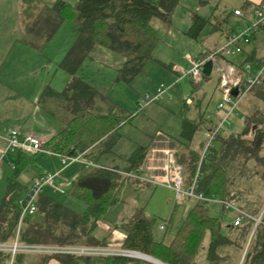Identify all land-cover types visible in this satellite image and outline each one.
Listing matches in <instances>:
<instances>
[{
	"label": "trees",
	"instance_id": "1",
	"mask_svg": "<svg viewBox=\"0 0 264 264\" xmlns=\"http://www.w3.org/2000/svg\"><path fill=\"white\" fill-rule=\"evenodd\" d=\"M178 1L77 0L67 3L57 0L51 7H47L55 17L44 42L54 35L62 20L72 22L77 35L59 63L63 70L72 75L66 89L58 93L67 108L65 127L43 142L44 149L66 157L93 148L87 154L93 161L96 151L102 153L111 150L121 127L130 123L134 115L112 100H109L110 104L105 112L93 111L87 106L86 98L89 93L87 91L94 89L75 76V73L93 47L103 46L123 57L115 80L129 83L152 58L159 42L153 21L170 23ZM230 14L226 12L213 19H203L194 14L186 33L191 38L198 39L205 23L210 24L212 32L221 31ZM30 31L32 36L29 35V42L39 47L35 43L41 33L38 22L33 23ZM204 78L208 79L209 76ZM250 92L249 100L254 107L244 115L242 132L219 136V147L211 149L203 167L200 185L201 190L214 191L220 199L233 203L250 217L239 225L231 222L226 227L222 225L221 218L208 212L206 202L198 200L185 214L175 235L165 242L163 239H154L155 219L146 216L143 208H136L125 226H120L126 234L122 247L138 250L165 264H195L201 250L205 251L208 264H238L244 250L241 264H264V83ZM94 93L101 95L96 90ZM182 128L183 138L191 139L197 124L183 118ZM147 152L145 146L139 147L128 158L129 165L125 169L116 166H83L80 174L68 185V193L86 204V210L82 214L74 212L48 194H39L36 204L40 217L27 219L24 231L20 232L21 241L97 245L99 242L93 232L98 219L119 200V192L129 178L126 173L140 170ZM33 157L34 154L18 151L13 173L7 178L0 205L2 242L11 239L20 213V206L17 204L20 186L16 177ZM198 158V153H190L187 162L182 165L190 177ZM249 161L253 163L249 165ZM253 179L257 181L256 187L261 186L262 194L250 183ZM222 209L225 207L222 206ZM258 217L259 221L256 223ZM168 222L165 221L164 231ZM81 237L86 238V241L79 242ZM43 256L42 263L49 257L57 258L62 264H76L79 260L86 264L126 262V259L115 256L47 253H43ZM6 259L7 255L0 252V264H4Z\"/></svg>",
	"mask_w": 264,
	"mask_h": 264
},
{
	"label": "crops",
	"instance_id": "2",
	"mask_svg": "<svg viewBox=\"0 0 264 264\" xmlns=\"http://www.w3.org/2000/svg\"><path fill=\"white\" fill-rule=\"evenodd\" d=\"M56 1L57 0H39L37 2L36 1L31 2L30 0H0V153L4 151L6 148L7 142L4 137L10 129H16L20 134H33L34 136L40 138L44 142L47 139H49L53 134L61 131L65 127V121L68 116L67 108L64 104L65 103L64 100L60 97L58 93L63 92L66 89L67 85L72 79V75L66 72L65 70H63L59 66V63L64 57L67 50L69 49V47L72 45L73 41L76 38L77 33L75 31V27L72 22L68 20H62L58 28L56 29L54 35L49 40L44 42L48 28L52 26L51 23L55 17L54 13H51L50 11L47 10V7L48 8L51 7ZM63 1L67 3H74L77 0H63ZM221 2L223 4V8H222L223 10H218L217 9L218 3L220 4ZM207 3L208 0H198V4H196L193 8L195 10L194 14L199 15L203 19H209V18L213 19L220 17L222 14L226 12H229L231 14L230 17L228 18L227 23L225 24L227 25L228 23H231L234 18L239 20V18L233 13L234 9H240L242 12L248 14L250 11V7L252 5L258 3H264V0H215L216 3L215 6L208 5V7L206 6ZM204 4L206 7L205 9H203ZM230 6L233 7L229 8ZM175 9L173 13L175 12ZM190 16L193 17L191 13L189 17ZM188 20H190V18ZM171 21H172V17H171ZM35 22H38L39 28H41L40 36L38 37V39L36 38V42H35L39 45V47H35L34 45H32L29 42V38H28L29 35L32 36L30 30L32 28L33 23ZM176 29L178 28L176 27ZM180 30L186 31V27L183 26L181 27V29H179V31ZM233 30H235V28L234 29L232 27L226 28L224 26L223 30L216 32H220V36H221L220 39L221 41L224 42L226 35ZM219 42L220 40L216 41L214 43V46H217ZM156 47L157 45L154 48L152 58H150L149 60H153L155 58L154 52L156 50ZM214 49L213 48L206 49L201 53V55L203 56L204 52L214 51ZM189 57L193 58L192 56ZM263 58H264V30H260L253 35L249 43L243 45L242 51L240 53L231 55L226 59L230 63L239 65L243 62L257 61ZM185 59H187L186 56ZM187 61L189 62L188 59ZM122 62H123V57L121 55L118 54L116 55V53L107 50L106 47L95 46L91 49L87 57L83 60L82 64L76 71L75 76L82 79L86 84L93 87L94 89L93 91L92 90L87 91L89 93L86 98L87 106L91 108L93 111L105 112L109 107L110 104L109 100L117 102L119 105L126 108V110L130 111V109L127 108L125 104H123L124 103L123 99H126L127 101V99L129 98L125 95V90H126L125 88H127V85L122 83L123 86H126L125 88H122L120 87L121 85L119 84V82L114 81L117 74V70L121 66ZM162 66L170 69L172 72L175 73L176 78L173 79L171 82L178 83L184 79H189L186 76H182L181 72L178 73V70L180 69L177 70L173 69L171 68L170 65H166L163 63ZM92 68L95 69V73L97 74L101 73L102 68H107L109 70L108 72L109 76L107 77V80H104L102 78L97 81L91 80L89 78V72H91ZM142 71L140 72V74L142 73ZM211 74L215 75L216 78L215 88L220 93L217 85L218 83L217 75L214 72H211ZM202 80H207V79L203 77ZM195 84L196 85H194L193 82H191V86L193 87H197L199 83H195ZM128 86L130 85L128 84ZM167 88L168 87H166V90ZM154 89L155 88L153 87L152 91H154ZM95 90L99 92V94L101 95L94 93ZM166 90L164 94L166 93ZM200 95L201 96H197L195 99L191 97H187L184 100V107L185 105L186 106L191 105L195 108V110H198L196 119L193 121L197 124L198 128L199 125L202 124L203 122L204 127L201 133L202 140H200L197 143L195 142V144H192L193 135L191 139H184L183 129H182L181 137L184 140L182 141L178 140V144L176 146L173 145L170 146L167 144L168 143L167 142L166 144H163L164 150L162 153L147 152V156L143 164L141 165V169L139 170V171H143L144 175H146V173H151L159 176L160 178L164 177L165 175L164 169L167 161V156H166L167 150L174 153L176 160L181 165L187 162L190 153L195 152L199 154L201 152L202 146L204 144V131L208 128L214 127L217 123L216 121H213L209 116H207L206 118L204 117L205 109H203L202 112L203 114H199V110L200 107L202 106L203 96L205 95V92L202 91ZM220 97H221V93H220ZM136 101H138V99H136ZM158 101H154V102H158ZM55 102L59 103V107L57 111L53 109V105ZM217 108H218V104H217ZM218 109L224 110V114L226 115L225 108H218ZM132 113H134V110ZM221 119L222 118L218 119V123L221 121ZM124 125L121 127L119 135L117 136L111 150L102 153H97L96 151L94 153L95 161H93L91 158H89V156H87V154L93 148L78 151L75 154V156H80L81 159H84L87 162L91 163L90 166H86L81 161L68 162L67 164L64 165L61 163V155L54 152L33 153L34 160L32 162L36 161V163H38L37 156L40 154L47 157L44 163H42V161H39V166L41 168L38 167L35 168V172H34L35 174L25 184L21 183L18 179L21 172L17 175L16 180L20 186L19 198L25 196V192L27 191L31 180L35 176L43 172L58 173L59 178H55L54 185L47 186L42 193L47 194L46 190H49V191L65 194L68 190L69 182L71 180H74L80 174L83 166L84 167H91L94 165L108 166V167L116 166L119 169H125L129 165L128 159L126 160L125 168H121L114 161V159L117 158V154L113 153V149L116 148L115 146L120 141V138L123 136L122 128L124 127ZM220 133H223L222 136L226 134L223 127L219 131V134L215 138L214 142L219 141ZM142 146L144 145L138 144V146L133 152H135L139 147ZM212 148H217L216 145H214V143ZM9 152L10 150L6 151L2 159ZM10 153H13L16 157L18 151H11ZM109 155L116 156V158H112L111 159L112 161H108L105 158ZM9 162H10L9 166L12 169V173H13L14 170V164L12 163L13 160H10ZM76 163L82 164L81 169L80 166L76 165ZM4 172L8 173L7 167L2 168V174ZM60 174L65 175V177L61 176ZM10 176L8 175L5 178L6 179L5 181H7V178ZM189 180H190V176H188L186 171L183 169V185L184 186L188 185ZM136 182H138L137 184H141V182L137 180L135 181V183ZM4 192H5V188H4ZM204 192L206 195H209L210 193H215L210 189H207ZM215 194L218 196L217 193ZM2 198L3 196L0 199V205L2 202ZM192 199L193 198L185 197L183 199H178V200L181 201L186 207L187 206L191 207L190 201ZM193 200L194 203L198 201L196 199ZM203 202L208 203L211 201H203ZM17 204H18V200H17ZM39 217L40 214L38 212V207H37L36 212L32 215H29V218L37 219ZM97 223L98 224L93 234L99 243L95 246H118V245L122 246L126 234L120 227L115 226V230L110 228L106 229L105 228L106 224L104 219H102V217L98 219ZM99 223H101L102 227L99 225ZM24 226H26V222L24 223V225H22V228ZM167 226L168 224L166 225V227ZM14 233L11 239L5 242L0 241V243L12 244L14 239ZM18 242L24 245H38L36 243L23 242L21 241L20 237ZM45 244L54 245V243H45ZM69 245H75V244H69ZM0 252H3L4 254L7 255V259L5 260L4 264H62L55 257H49L44 263H42V260L44 259L43 253H38V252H25L27 254L26 256H23L21 255L22 253H20L17 255V257H16L17 253L24 251H17L14 255H12L11 251H7V250ZM80 263L86 264L85 262L82 261L81 262L79 261L76 264H80Z\"/></svg>",
	"mask_w": 264,
	"mask_h": 264
},
{
	"label": "rangeland",
	"instance_id": "3",
	"mask_svg": "<svg viewBox=\"0 0 264 264\" xmlns=\"http://www.w3.org/2000/svg\"><path fill=\"white\" fill-rule=\"evenodd\" d=\"M196 4H198V0H179L175 12L173 13L172 21L169 24L159 20H154L153 26L155 27L160 38V41L158 42L154 52L155 58L153 60H149L144 66L142 73L136 75L129 83L124 81H116L114 79L115 82H119L121 85L120 87L122 88L126 87L123 86V84L127 85V88H125V95L129 98L127 101L126 99H123V104H125V106L129 108L130 111L133 112L134 110V118L130 123L124 125L122 128L123 136L115 146L116 148L113 149V153L117 154V158L116 156L112 155H109L105 158L108 161H112V158H116L114 161L121 168H125L126 160L131 156L138 144L144 145L149 150V153H162L164 150L163 144L168 142V145L176 146L178 144V140H184L181 137L183 118L189 119L194 123L193 120L196 119L198 114V110H195L193 106L185 105L184 107V100L187 97L195 99L197 96H201L200 94L203 91L205 92V95L203 96V102L202 106L200 107L199 114H203V109H205L204 117L206 118L209 116L213 121H216V123H218V119L225 116L224 110L217 108V104L221 97L220 93L215 88L216 78L214 74H211L207 80L199 81L197 87H193L191 86L192 81L189 79H184L178 83L171 82L176 78L175 73L162 66V63L170 65L173 69H180L178 70V73H180L182 70H188L190 68V64L187 59H185V56H192L194 59L199 60L202 57L201 53L204 50L212 48L216 49L222 45L223 41L220 39V32H211L209 23L204 24L198 39H193L186 33L192 22V17H189V15L190 13L192 16L194 15L195 10L193 8ZM215 4V0H208L206 6H215ZM232 7L233 6H230L229 8ZM205 8L206 7L204 4L203 9ZM222 8V2L220 4L218 3L217 9L223 10ZM189 18L190 20H188ZM240 25V21L234 18L233 21L225 25V27L237 29ZM183 26L186 27V31H179V29H181ZM176 27L178 29H176ZM219 40L220 42L218 45L214 46V43ZM106 49L110 50L108 48ZM112 52L116 53L114 51ZM117 54L118 53H116V55ZM108 72L109 70L107 68H102L101 73L97 74L95 73V69L92 68L91 72H89V78L93 81L100 80L101 78L107 80V77L109 76ZM128 84L130 86H128ZM160 84H164L166 87H168L166 93L158 102H149V104H145L142 101L143 97L146 95H154L156 92L155 86H159ZM153 87L155 88L154 91H152ZM135 98L138 99V101H136ZM250 98L251 92L249 91L242 99H240L234 112L223 123V129L226 133L223 136L231 133L242 132L244 127V115L254 107V105L249 100ZM58 107L59 103L55 102L53 109L57 111ZM203 127L204 125L202 122V124L199 125V128L197 127L193 134L192 144L202 140L201 133ZM222 134L223 133H220L221 137H223ZM219 144L220 141L214 142L216 147H218ZM10 152L7 153L0 161V199L3 196L6 185L5 178L8 175L10 176L12 173V169L9 166V161L13 160L12 163H15V155ZM46 157L47 156L42 154L38 155V163H36V161L32 162L34 160L33 158L30 161L31 163H29L21 171L18 177L19 181L25 184L35 174V168H41L39 166V161L44 163ZM252 163L253 161H249V165ZM76 165L80 166L81 169L82 164L76 163ZM6 167L8 169V173L4 172L2 174V168ZM130 172L133 176L137 175L141 178L144 177L149 181H142L140 178H133V176L129 177L125 181L119 192V200L110 206V208L102 216V219H104L106 224L105 228L115 230V226H125L134 210H136V208H143L146 216L155 219L153 228L154 239L157 241L162 239L165 242L169 241L170 238L177 232L186 211L190 207H186L181 201H179L175 197V193L172 189L162 185L152 186L151 184H148L151 183L150 181L162 180L163 177L160 178L159 176L151 173H146V175H144L143 171L139 170H133ZM62 174L60 175L65 177V175ZM136 180L141 182V184H137L138 182L135 183ZM256 182L257 181L254 179L250 180V183L254 185V188L259 189L260 194H262L263 190L260 188L261 186L256 187L258 186ZM46 192L48 195L52 196L78 214H82L86 210V204L84 201L71 196L68 193V190L65 194L49 190H46ZM190 204L191 206L194 204L193 199L190 201ZM206 206L208 208V212L211 215L221 218L222 225L227 227V225L233 221V210H223L222 205L216 201L208 202ZM1 216L2 215H0V219ZM27 219H29V216L24 219L23 225ZM165 220L169 221L166 231L159 228V225ZM99 225L102 227L101 223H99ZM23 229L24 228H22V232L24 231ZM222 230L224 231L225 228ZM78 240L79 242H84L86 241V238L81 237ZM47 242L51 241H39L36 244L46 245L45 243ZM86 244L78 243V245ZM20 253H22L21 255L23 256L27 255L25 252H19L16 254V257ZM79 261L84 262L83 260ZM195 264H208L204 250H201V253L199 254Z\"/></svg>",
	"mask_w": 264,
	"mask_h": 264
},
{
	"label": "built area",
	"instance_id": "4",
	"mask_svg": "<svg viewBox=\"0 0 264 264\" xmlns=\"http://www.w3.org/2000/svg\"><path fill=\"white\" fill-rule=\"evenodd\" d=\"M241 25L228 33L221 46L214 51L204 52L199 60H195L189 56L186 58L190 62L188 70H182V76L188 77L193 83H199L204 77L203 65L206 61L212 60L211 72L217 75V85L221 93V101L218 103V108H225L226 115L214 127L204 131V144L199 158L197 160L193 175L190 177L188 185H183V167L176 160L174 153L167 150V161L165 165V175L162 180L150 181L152 186H166L172 188L175 196L178 199L185 197L193 198L199 201H216L225 209L234 211L233 225H239L250 216L241 208L231 202L220 199L215 193L206 195L200 189L203 179V167L206 165L209 153L213 147V143L219 131L223 127V123L228 116L235 110L238 102L254 87L264 83V58L252 61L243 62L239 65L227 61V57L240 53L243 45L251 41L253 35L264 30V3L254 4L250 7L249 13H244L240 9H234ZM237 89V94L233 95L232 90ZM166 90L164 84L156 87L154 95H146L142 101L147 104L149 102L158 101L163 96ZM7 145L4 151L0 153V161L5 152L22 151L24 153L33 154L36 152H51L43 148V141L33 134H20L16 129H10L4 137ZM81 161L86 166L91 163L80 156H61V163ZM128 177L133 176L131 172L126 173ZM55 178H59L58 173L43 172L35 176L25 192V196L18 199L20 213L16 223L14 239L12 244L0 243V251H11L14 255L17 251L38 252L53 255H85V256H115L126 259L123 264H165L164 262L142 253L135 249L124 248L122 246H90V245H69V244H54V245H24L18 242L21 232V227L24 219L36 212V198L41 194L47 186H53ZM133 178L149 181L146 178L134 175ZM65 182V181H64ZM259 217L256 218V223ZM255 223V224H256ZM161 230L165 228V221L159 225Z\"/></svg>",
	"mask_w": 264,
	"mask_h": 264
},
{
	"label": "water",
	"instance_id": "5",
	"mask_svg": "<svg viewBox=\"0 0 264 264\" xmlns=\"http://www.w3.org/2000/svg\"><path fill=\"white\" fill-rule=\"evenodd\" d=\"M211 67H212V60H208V61H206L204 63V65H203V74L205 76H209L211 74ZM232 94L233 95H236L237 94V89H233L232 90ZM260 215H261V213H260ZM260 215H259V217H260ZM254 228H255V225H254V227H253V229L251 231V234L253 233ZM251 234H250V237H251ZM250 237H249V239H250ZM249 239H248V241H249ZM244 253H245V250H244V252L242 254V257H241V259H240V261H239L238 264H241L242 263Z\"/></svg>",
	"mask_w": 264,
	"mask_h": 264
}]
</instances>
